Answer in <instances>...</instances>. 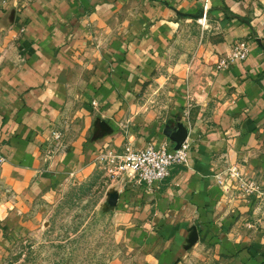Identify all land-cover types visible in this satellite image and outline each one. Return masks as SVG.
<instances>
[{
	"label": "crops",
	"instance_id": "1",
	"mask_svg": "<svg viewBox=\"0 0 264 264\" xmlns=\"http://www.w3.org/2000/svg\"><path fill=\"white\" fill-rule=\"evenodd\" d=\"M3 3L1 178L17 202L0 214V255L31 226L32 204L86 175L105 148L173 151L187 136V167L151 189L129 180L120 191L116 216L130 247L141 264L190 263L196 232L194 254L264 264V202L217 180L230 163L264 188V0ZM240 39L248 60L216 72ZM65 120L75 123L68 150L46 161L47 138Z\"/></svg>",
	"mask_w": 264,
	"mask_h": 264
},
{
	"label": "rangeland",
	"instance_id": "2",
	"mask_svg": "<svg viewBox=\"0 0 264 264\" xmlns=\"http://www.w3.org/2000/svg\"><path fill=\"white\" fill-rule=\"evenodd\" d=\"M4 1L6 0H0V11ZM198 25L204 27L202 19L198 20ZM89 36L96 41L97 47H100L92 25H89ZM242 41L249 48L245 39L234 42L229 51L219 57L215 65L216 72L225 71L237 64L218 69L221 59L227 57L232 47ZM3 56L0 52V69ZM97 106V103L93 102V107ZM189 117L187 112L186 121ZM65 121L47 138L48 149L44 151L46 161L63 157L68 150L67 136L73 131L75 123ZM53 133H58L60 137L53 138ZM132 147L128 144L124 148H105L94 160L86 175L70 177L71 180L65 181L54 191L53 199L41 198L39 202H34L32 210L25 212L29 214L31 226L18 242L0 255V264H141L142 255L130 247L126 235L122 232V224L116 216L117 206L110 204V199L118 197L120 191L127 187L129 178L120 170V157ZM4 162V159L0 160V214L6 206L14 207L17 202L13 189L1 178V166ZM230 166L228 163L222 171ZM257 185L264 195V188ZM234 187L238 193L235 185ZM238 195L243 198L241 194ZM252 197H257V194L249 198ZM263 198L257 197L260 203L264 202ZM198 245L197 240L187 250V259L191 262L185 264H225L216 259L215 255L212 257L208 249L194 254V248ZM138 255L140 256L135 258Z\"/></svg>",
	"mask_w": 264,
	"mask_h": 264
},
{
	"label": "built area",
	"instance_id": "3",
	"mask_svg": "<svg viewBox=\"0 0 264 264\" xmlns=\"http://www.w3.org/2000/svg\"><path fill=\"white\" fill-rule=\"evenodd\" d=\"M248 56L247 44L244 41L238 42L232 47L228 56L221 59L218 69H226L235 63L245 62ZM59 137L58 133H53V138L58 139ZM190 148L191 143L186 140L173 151H169L165 147L157 149L153 145H148L141 150L128 149L120 157V170L128 175L129 180H137L151 189L155 182L169 179L175 167L188 166ZM217 180L221 186L225 185L224 180L231 181L243 198L249 199L256 194L258 198L264 197L258 185L254 181L247 180L237 166L231 165L217 176Z\"/></svg>",
	"mask_w": 264,
	"mask_h": 264
},
{
	"label": "water",
	"instance_id": "4",
	"mask_svg": "<svg viewBox=\"0 0 264 264\" xmlns=\"http://www.w3.org/2000/svg\"><path fill=\"white\" fill-rule=\"evenodd\" d=\"M185 139H186L185 136L183 138H181L179 140L176 148H179L181 146V144H183L185 142ZM117 203H118V197H113V198L110 199V204L112 206H117ZM197 240H198V234L195 232L194 235H193V238H192V240L190 242V245L195 244Z\"/></svg>",
	"mask_w": 264,
	"mask_h": 264
}]
</instances>
